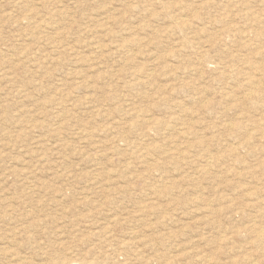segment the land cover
<instances>
[{
	"label": "rangeland",
	"instance_id": "obj_1",
	"mask_svg": "<svg viewBox=\"0 0 264 264\" xmlns=\"http://www.w3.org/2000/svg\"><path fill=\"white\" fill-rule=\"evenodd\" d=\"M261 103L264 0H0V264H264Z\"/></svg>",
	"mask_w": 264,
	"mask_h": 264
},
{
	"label": "bare ground",
	"instance_id": "obj_2",
	"mask_svg": "<svg viewBox=\"0 0 264 264\" xmlns=\"http://www.w3.org/2000/svg\"><path fill=\"white\" fill-rule=\"evenodd\" d=\"M252 80V79H251ZM254 85V84H253ZM250 92V91H249ZM248 96H249V94H248ZM257 97V96H256ZM261 97V96H260ZM258 98V97H257ZM260 99H262V97L260 98ZM258 103V102H257ZM264 103H261V107H260V109H264V105H263ZM244 106V105H243ZM245 107V106H244ZM260 112V111H259ZM262 112V111H261ZM264 120V119H263ZM257 122V121H256ZM230 123V122H229ZM227 124V123H226ZM254 124H255V122H254ZM250 125V124H249ZM255 127V126H254ZM256 128H258V127H256ZM263 128V127H262ZM252 129H253V127H252ZM259 135H258V140L260 141H263L264 142V129H260L259 128ZM243 131H245V130H243ZM256 132V131H255ZM245 133V132H244ZM243 133V134H244ZM247 133V132H246ZM249 133V132H248ZM251 133V132H250ZM257 137V136H256ZM249 138V137H248ZM248 138H246V140L245 141H247L248 140ZM256 141V140H255ZM239 142H241V141H239ZM246 143V142H245ZM252 143H253V141H252ZM258 144V143H257ZM262 144V143H261ZM251 145V144H250ZM252 146H254V145H252ZM255 147V146H254ZM234 150V149H233ZM247 150V149H246ZM254 150V149H253ZM255 154V153H254ZM256 156V155H255ZM249 170V169H248ZM253 172V171H252ZM238 175H239V173H238ZM255 175V174H254ZM264 219V218H263ZM256 232V231H255ZM260 233H262V231L260 232ZM260 235V234H259ZM260 237V236H259Z\"/></svg>",
	"mask_w": 264,
	"mask_h": 264
}]
</instances>
